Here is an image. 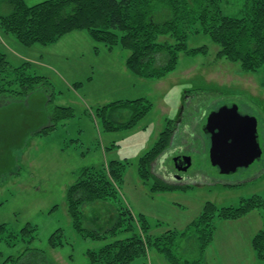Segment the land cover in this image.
Segmentation results:
<instances>
[{"label":"rangeland","instance_id":"1","mask_svg":"<svg viewBox=\"0 0 264 264\" xmlns=\"http://www.w3.org/2000/svg\"><path fill=\"white\" fill-rule=\"evenodd\" d=\"M44 1L47 0H24L27 6ZM241 1L229 4L224 0V14H240ZM12 11V6L4 2L0 16L10 15ZM202 45L208 46L207 55L181 54L176 71L151 80L127 69V51L121 47L110 51L96 43L87 31L70 33L52 46L27 47L0 28V49L11 65L17 68L29 63V75L47 77L54 94L50 106L43 90L25 99L0 97V225L7 224L15 233L27 224L36 226L37 239L30 246L43 250L50 263L88 264L87 250H98L127 234L106 242L83 238L72 226L67 193L83 168H102L113 160L129 161L120 198L135 215L136 228L140 229L137 215L148 218L153 226L151 236L171 229L186 230L206 202L229 207L253 196L264 199V74L246 73L237 64L216 59L219 47L207 36L200 35L190 41L191 47ZM138 99L148 100L152 109L134 128L105 130L102 118L97 116L98 108ZM224 104H237L241 114L257 118L263 151L260 160L233 175H222L211 165L209 139L204 133L208 114ZM54 106L72 107L74 117L59 123L48 134L39 135L38 131L49 124L48 110ZM128 117L124 111L117 114V119L124 121ZM170 122L177 126L171 147L173 151L179 149L170 152L166 162L159 161L154 174L170 184H178L168 180L161 169L166 165L168 172L175 173L173 155L185 154L191 168L183 174V181L193 187L153 194L150 186L138 177L137 164ZM84 211L85 228L99 232L112 228L118 218L115 200L85 206ZM158 223L161 225L157 226ZM243 225L252 229L250 234L244 232L240 244L241 232L229 230L226 236V223L218 222L214 241L205 254L209 264L226 262V250L230 249L236 251L234 254L228 251V257L236 264L250 260L251 264H264L255 263L250 256L242 259V251L253 253L251 235L264 228V211L249 214ZM58 230H62L67 244L53 249L49 239ZM191 242L181 243V253L193 260L197 256L191 251ZM24 244L0 243L3 259L18 257L27 246ZM241 246L244 250L236 248ZM143 263L168 264L153 249L148 251L146 259L139 258L133 264Z\"/></svg>","mask_w":264,"mask_h":264},{"label":"trees","instance_id":"2","mask_svg":"<svg viewBox=\"0 0 264 264\" xmlns=\"http://www.w3.org/2000/svg\"><path fill=\"white\" fill-rule=\"evenodd\" d=\"M223 1L47 0L27 6L24 0H0V8L7 2L13 9L10 15L0 16V28L27 47L52 46L70 33L87 31L96 43L103 44L110 51L115 47L127 51V69L140 78L151 80L162 79L176 71L181 54L207 55V45L190 46L193 38L204 35L219 47L216 59L237 64L246 73L262 71L264 74V0H226L229 4L242 2L240 14L235 16L224 14ZM29 66L24 63L14 68L0 49V97L25 99L43 90L46 104L50 106L54 95L51 93L52 84L47 77L29 75ZM151 109L152 104L146 99L119 101L98 108L97 116L102 118L108 132L129 130ZM123 111L129 116L125 121L121 120L125 116L117 119V114ZM48 112L49 124L38 131L39 135L48 134L59 123L74 117L72 107L54 106ZM176 128L170 122L154 146L138 161V177L150 186L153 194L193 187L183 181L173 185L154 174L155 165L159 161L166 162L170 152L173 154L179 149L173 151L171 147ZM128 166L127 160H113L102 168L85 167L67 193L72 226L83 238L106 242L127 234V237L109 242L98 250H87L88 264H133L139 258L146 259L151 249L162 255L168 264H207L205 254L214 241L218 222L238 221L253 212L264 211V199L260 196L242 199L238 206L221 207L206 202L203 211L186 230L171 229L151 236L153 226L148 218L137 215L140 229L136 228L135 215L120 198V187ZM152 180L154 182L150 184ZM109 200L116 201L118 218L115 225L103 232L85 228V206ZM36 239L37 227L31 224L18 233L7 224L0 225V243L15 246L22 242L27 245L18 257L3 259L0 253V264H54L48 261L43 250L30 246ZM183 241H192L190 248L196 259L190 260L182 255ZM66 244L62 230L56 231L49 239L53 249ZM251 246L255 263H264V228L254 235Z\"/></svg>","mask_w":264,"mask_h":264},{"label":"water","instance_id":"3","mask_svg":"<svg viewBox=\"0 0 264 264\" xmlns=\"http://www.w3.org/2000/svg\"><path fill=\"white\" fill-rule=\"evenodd\" d=\"M210 136V162L222 175H233L240 169L249 168L263 154L258 134V120L243 115L239 106L225 105L211 112L204 127ZM180 162L185 164L180 167ZM173 164L179 171H187L191 162L186 157H176Z\"/></svg>","mask_w":264,"mask_h":264},{"label":"crops","instance_id":"4","mask_svg":"<svg viewBox=\"0 0 264 264\" xmlns=\"http://www.w3.org/2000/svg\"><path fill=\"white\" fill-rule=\"evenodd\" d=\"M248 216H246L245 218H243L241 220H238V221H226V222H224V223H226V236L230 234V232H228L229 230H236L237 229L239 232H241L240 235H239V237H238V241L241 244V240H242V237L244 236V232H247V234H250L251 233L250 230L252 229V227H249L247 225L246 226V229H245V227L243 225V221H246V218ZM251 236L252 237L250 239V242H251L252 238L254 237V235H251ZM236 248H239V249L241 248V250H244V249H242V246L241 247H236ZM228 251L231 252V253H233V254H234V252H236L235 250H232V249H230ZM228 251L226 250V258H227L226 262L220 260L221 261V264H236L231 257H228ZM242 255H243L242 259H244L245 257H249V256L252 259L254 258V252L249 255V252L242 251ZM205 260H206V263L209 264L208 261H207L208 260L207 257L205 258ZM250 262H251V260L249 262L248 261L244 262V264H251ZM238 263H241V260H239Z\"/></svg>","mask_w":264,"mask_h":264},{"label":"flooded vegetation","instance_id":"5","mask_svg":"<svg viewBox=\"0 0 264 264\" xmlns=\"http://www.w3.org/2000/svg\"><path fill=\"white\" fill-rule=\"evenodd\" d=\"M225 105H228V104L221 105V106H219L218 108H216V109H214V110H212V111L218 110L220 107L225 106ZM232 105H233V104H232ZM228 106H231V105H228ZM208 116H209V114H208ZM208 116H207V118H208ZM207 138L210 139V136H207ZM182 156H183V157H186V158L188 159V161L191 162L190 159H189V158L187 157V155H185V154L173 155L172 160H173L175 157H182ZM182 163H183V162H182ZM182 163L180 162V164H179L180 167H184V166H185V164H182ZM172 166H173V169L175 170V173H170V172H168V168L165 166L166 168H164V170H163V172H164L163 175H166V177H168V178H167L168 180H171V181H174V182L183 181V179H182V178H184L183 174L186 173V172H188L189 169L191 168V167H190L187 171H179L178 168H177V166H175L174 164H172ZM217 170H218V169H217ZM218 171H219V170H218ZM174 177L177 178V180H175ZM163 179H164V178H163Z\"/></svg>","mask_w":264,"mask_h":264}]
</instances>
